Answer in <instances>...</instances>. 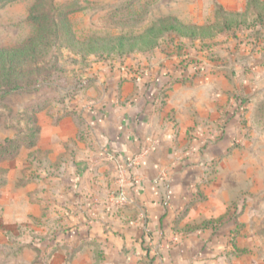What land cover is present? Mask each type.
I'll return each instance as SVG.
<instances>
[{"label":"crops","instance_id":"crops-1","mask_svg":"<svg viewBox=\"0 0 264 264\" xmlns=\"http://www.w3.org/2000/svg\"><path fill=\"white\" fill-rule=\"evenodd\" d=\"M61 107L38 113L28 149V188L39 189L28 213L59 225L58 247L28 264H245L236 213L224 216L239 186L224 175L264 120V46L128 57ZM112 155L137 159L123 187Z\"/></svg>","mask_w":264,"mask_h":264},{"label":"rangeland","instance_id":"rangeland-1","mask_svg":"<svg viewBox=\"0 0 264 264\" xmlns=\"http://www.w3.org/2000/svg\"><path fill=\"white\" fill-rule=\"evenodd\" d=\"M35 2L15 0L0 8V48L20 44L33 33L28 16ZM44 4L51 15L68 11L74 39L69 44L54 39L56 44L38 66V84L0 100V149L26 128L22 113L30 103H42L40 112L61 106L64 110L78 90L94 82L97 71L128 57L136 60L178 47L220 59L225 52L245 55L264 46V0H44ZM237 142L239 154L226 162L224 176L239 186V192L224 216L238 214L231 223L236 257L245 264H264V120L251 125ZM33 147L23 144L15 157L0 159V264L44 262L49 252L43 255L41 248L58 247L59 225L28 213L39 192L28 188V149ZM236 162L240 168L233 172L230 168Z\"/></svg>","mask_w":264,"mask_h":264},{"label":"trees","instance_id":"trees-1","mask_svg":"<svg viewBox=\"0 0 264 264\" xmlns=\"http://www.w3.org/2000/svg\"><path fill=\"white\" fill-rule=\"evenodd\" d=\"M12 1L15 0H0V8ZM44 6V0H36L31 7L28 20L34 24V31L24 42L0 48V100L13 92H28L38 84L41 80V68L38 66L56 44L54 39L63 40L67 44L74 39L67 17L68 11L61 10L51 15ZM41 104L34 101L25 108L22 114L26 120V128L18 130L14 138L7 140V145L0 149V159L15 157L23 144L28 147L37 144L40 134L37 113L45 107Z\"/></svg>","mask_w":264,"mask_h":264},{"label":"built area","instance_id":"built-area-1","mask_svg":"<svg viewBox=\"0 0 264 264\" xmlns=\"http://www.w3.org/2000/svg\"><path fill=\"white\" fill-rule=\"evenodd\" d=\"M112 158L116 162V168H117V180L120 185V187L125 186V184L128 181L127 177V170L128 168L133 167L137 163V159H132V160H126V159H119L115 155H112ZM121 192L119 193L117 201L119 203H125L126 199L124 197V191L122 189L120 190Z\"/></svg>","mask_w":264,"mask_h":264}]
</instances>
